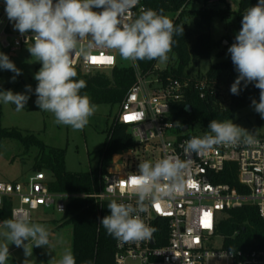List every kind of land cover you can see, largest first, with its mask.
<instances>
[{
  "label": "clouds",
  "instance_id": "obj_1",
  "mask_svg": "<svg viewBox=\"0 0 264 264\" xmlns=\"http://www.w3.org/2000/svg\"><path fill=\"white\" fill-rule=\"evenodd\" d=\"M139 3L140 0H4V11L13 29L21 35L31 33L33 43L27 50L42 65L34 74L38 82L34 90L35 103L40 110L53 114L56 124L83 130L96 112L90 97L81 95L86 81L75 79L77 71L72 57L77 51L87 57L96 49L109 50L132 63L167 62L175 44L174 36L183 35V26L175 25L162 9L157 12L141 7L139 15H135L133 9ZM227 52L238 73L230 86L231 94L239 95L253 84L260 92L259 101L253 98L251 105L264 119V0H258L255 6L245 10L241 28ZM0 69L14 73L13 82L22 74L3 52H0ZM32 91L31 85H26L23 93L0 91V102L14 104L20 111ZM208 129L203 136L184 141L182 147L186 154L202 155L217 146L257 143L254 132L231 119H213ZM188 167V161L175 155L155 162H140L128 189L135 197V204L111 199L107 205L110 214L100 219L101 226L118 242L149 239L156 229L146 224L141 214H147L158 200L186 194L194 185L188 176ZM133 179L138 183L132 184ZM0 229H3L0 231V264H6L9 245L23 248L26 257L32 255L33 247L51 245L49 229L44 224L32 223L27 215L0 222ZM52 260L53 264H77L70 248ZM85 264L93 262L89 260Z\"/></svg>",
  "mask_w": 264,
  "mask_h": 264
},
{
  "label": "built area",
  "instance_id": "obj_2",
  "mask_svg": "<svg viewBox=\"0 0 264 264\" xmlns=\"http://www.w3.org/2000/svg\"><path fill=\"white\" fill-rule=\"evenodd\" d=\"M141 7L145 8L140 1L133 9L135 15H139ZM10 24L3 11L0 14L2 50L16 52L33 43L31 33L14 35L9 30ZM105 57H111V63L93 62V58ZM72 59L82 74L111 70L117 65L115 52L109 50L96 49L87 57L77 51ZM162 72L155 66L144 75L135 68V83L115 117L118 124L127 128L134 146L120 153L126 163L120 165L119 172L108 170L102 191L95 195L51 193L44 173L34 172L20 182L0 180V208L7 200L11 204V219L27 215L31 221L32 214L39 210L63 215L67 204L76 198L91 197L99 202L116 199L135 204V197L128 189L130 178L137 175L138 165L144 161L143 154H150L153 162L175 155L189 162L187 173L195 187H189L186 194L175 199L158 200L147 214H141L145 223L156 229V235L155 231L149 239L127 243L115 239L114 264H264V250L231 251L223 245L220 249L213 248L220 237L218 226L228 211L253 207L264 222V134L255 135L257 143L250 146H217L202 155L186 154L184 141L205 133H194L193 129L184 127L183 118L174 116L177 106L195 90L200 99L204 98V90L209 89L213 95L216 91L204 79L192 83L164 77ZM136 152L142 156L141 160L136 161ZM231 165L234 170L230 173L242 192L230 184L217 182Z\"/></svg>",
  "mask_w": 264,
  "mask_h": 264
},
{
  "label": "trees",
  "instance_id": "obj_3",
  "mask_svg": "<svg viewBox=\"0 0 264 264\" xmlns=\"http://www.w3.org/2000/svg\"><path fill=\"white\" fill-rule=\"evenodd\" d=\"M145 8H150L171 17L174 24L183 26L184 15H194L198 17V33L195 38L187 44L185 35L174 36L175 44L172 53L176 56V69L162 72L164 77L178 80H191L196 83V79L188 78L184 71L188 65L199 67L200 63L209 60L213 51L219 46L214 42L209 34L211 22L217 18L220 21L229 19L231 13L225 10L200 9L190 12L186 8L191 2L200 0H140ZM210 1L224 2V0H203L204 3ZM238 11L235 14V27L237 31L241 28L242 15L249 7L255 6L258 0H238ZM234 37L228 38L231 45ZM217 58H222L223 54L218 53ZM158 60H142L134 63V66L124 68L117 65L108 72H93L82 74L77 71L76 80L86 81V87L81 90V95L87 94L95 105H107L111 108L119 106L135 83V68L142 74L150 73L156 66ZM238 73L234 69L231 57L226 61H221L210 66L204 79L209 87L216 92L223 88L228 90V106L221 111L218 108V98L204 90V98H199V92L193 91L185 100L177 106L178 112L175 117L183 118V126L188 129L196 128L197 132L206 133L209 131L208 125L211 120L224 121L232 119L234 114L251 105L254 98L259 101L260 90L253 84H249L239 95L230 92V86L234 82ZM200 79V80H201ZM0 139L15 140L24 147L26 151L31 148L37 150L34 164V172H43L47 180L48 189L51 193H63L73 195H95L103 189V178L107 175L113 158L134 146L125 126L112 120L110 129L104 141L103 148L99 153L98 164L94 170L85 173H71L65 168V151L43 144L33 135L22 136L18 131L0 129ZM234 167L228 166L219 176L217 182L227 183L242 192L236 179L230 173ZM110 201L99 202L91 197L76 198L70 201L62 215L61 227H71V250L76 258L77 264H85L91 260L93 264H114L113 253L115 239L108 235L101 226L100 219L110 214L107 205ZM224 219L220 222L217 233L222 238L225 250H264V222H262L253 207H243L228 211L224 214ZM11 219V204L7 200L3 201L0 208V222ZM157 231L155 232L156 235ZM164 234V232H163ZM37 255L38 251L34 249ZM10 264H20L16 260L8 257ZM41 264H47L43 261Z\"/></svg>",
  "mask_w": 264,
  "mask_h": 264
},
{
  "label": "rangeland",
  "instance_id": "obj_4",
  "mask_svg": "<svg viewBox=\"0 0 264 264\" xmlns=\"http://www.w3.org/2000/svg\"><path fill=\"white\" fill-rule=\"evenodd\" d=\"M238 5V0H224V2L212 3H204L203 0H200L191 2L187 6L186 10L190 12L200 9H228L231 13L226 21L222 22L215 18L211 22L209 34L211 39L217 42L219 46L213 51L210 59L201 62L199 67H195L192 64L187 66L184 73L188 78L200 80L204 78L211 65L228 59L230 56L227 52L230 46L228 38L234 37L238 33L235 27V14L238 11ZM4 8V0H0V14L4 11ZM182 21L186 42L190 44L198 33V17L184 15ZM9 30L14 35L20 34L13 29L12 23ZM30 46H24L16 52H8L0 48V52L8 55L9 59L22 72L13 82L11 78L14 73L0 69V91L11 90L14 93H23L26 85H31L33 89L32 93L29 94L28 103L20 111L16 110L14 104L0 102V129L18 131L22 136L33 135L47 146L64 150L65 168L71 173H85L94 170L97 167L99 153L103 148L112 120L115 119L119 111V106L111 108L107 105H96L95 114L89 118V123L83 130L77 131L70 126L56 124L53 114L40 110L35 103L37 97L34 90L38 82L34 79V74L39 71L42 65L31 57L27 50V47ZM218 53L223 54V57L217 58L216 55ZM115 57L118 67L128 68L133 66L131 61L122 60L118 53H115ZM176 66L177 59L172 52L169 53L167 62L158 61L156 64V68L160 71H171V69H176ZM215 95L219 101L218 108L221 111L225 110L228 106V90L221 88ZM231 120L233 123L254 132L255 135L264 134V119L254 111L252 105L237 111ZM193 132L198 133L196 128H194ZM36 156L37 150L35 148L26 151L15 140L0 139V177L2 181L13 183L30 177L35 171ZM121 156L119 154V156L113 158L109 170L120 171V165L126 163V158L121 159ZM143 156L144 161H151L150 154L145 153ZM135 158L136 161L141 160L142 156L136 152ZM31 222L44 224L49 229L51 245L49 247H35L40 256L35 253V248H33L32 255L27 257L24 255L23 248H18L14 244L9 245L10 259L16 260L21 264H40L43 261H46L47 264H53V257L58 259L64 249H71V227H61L62 215L53 211L39 210L32 214ZM0 231H3V229H0ZM221 245L222 239L217 237L213 248L220 249Z\"/></svg>",
  "mask_w": 264,
  "mask_h": 264
},
{
  "label": "snow or ice",
  "instance_id": "obj_5",
  "mask_svg": "<svg viewBox=\"0 0 264 264\" xmlns=\"http://www.w3.org/2000/svg\"><path fill=\"white\" fill-rule=\"evenodd\" d=\"M93 62L94 63H97V62H103V63H111V58L110 57H105V58H102L101 60H97L96 58H93ZM132 184H136L138 183L137 180L133 179L131 181ZM193 187H195V185H193ZM157 209L159 210V205H156Z\"/></svg>",
  "mask_w": 264,
  "mask_h": 264
},
{
  "label": "crops",
  "instance_id": "obj_6",
  "mask_svg": "<svg viewBox=\"0 0 264 264\" xmlns=\"http://www.w3.org/2000/svg\"><path fill=\"white\" fill-rule=\"evenodd\" d=\"M212 2H215V1H210V2H208V3H212ZM0 180L2 181V178L0 177ZM33 248H35V247H33ZM39 255L38 256H40V253H38ZM18 262V261H17ZM6 263H8L7 261H6ZM18 263H20V262H18ZM21 264V263H20ZM41 264V263H40Z\"/></svg>",
  "mask_w": 264,
  "mask_h": 264
},
{
  "label": "water",
  "instance_id": "obj_7",
  "mask_svg": "<svg viewBox=\"0 0 264 264\" xmlns=\"http://www.w3.org/2000/svg\"><path fill=\"white\" fill-rule=\"evenodd\" d=\"M185 130H186V128L183 129V131H185Z\"/></svg>",
  "mask_w": 264,
  "mask_h": 264
}]
</instances>
